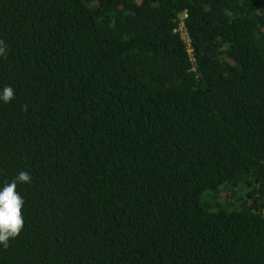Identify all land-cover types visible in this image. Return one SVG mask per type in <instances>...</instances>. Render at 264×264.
<instances>
[{
    "label": "trees",
    "instance_id": "obj_1",
    "mask_svg": "<svg viewBox=\"0 0 264 264\" xmlns=\"http://www.w3.org/2000/svg\"><path fill=\"white\" fill-rule=\"evenodd\" d=\"M0 41V264H264V0H0Z\"/></svg>",
    "mask_w": 264,
    "mask_h": 264
},
{
    "label": "clouds",
    "instance_id": "obj_2",
    "mask_svg": "<svg viewBox=\"0 0 264 264\" xmlns=\"http://www.w3.org/2000/svg\"><path fill=\"white\" fill-rule=\"evenodd\" d=\"M4 51L3 42L0 41V54ZM13 98L14 90L11 86L0 89V102L7 104ZM31 180L29 172L20 171L10 182L0 186V244L6 246L9 239L17 236L23 227L21 209L24 199L16 189L18 184L30 183Z\"/></svg>",
    "mask_w": 264,
    "mask_h": 264
},
{
    "label": "built area",
    "instance_id": "obj_3",
    "mask_svg": "<svg viewBox=\"0 0 264 264\" xmlns=\"http://www.w3.org/2000/svg\"><path fill=\"white\" fill-rule=\"evenodd\" d=\"M178 29L180 31V34H181L182 39L184 40L185 44L187 45V51H188V53L191 54L192 47H191V43H190V38L188 36V32H187V30L185 28V25H184V22L183 21L180 22V24L178 26Z\"/></svg>",
    "mask_w": 264,
    "mask_h": 264
}]
</instances>
